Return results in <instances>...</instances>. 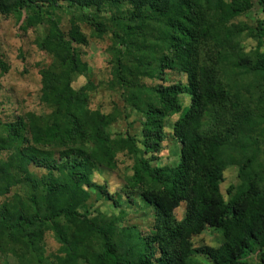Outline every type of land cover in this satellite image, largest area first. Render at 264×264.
I'll use <instances>...</instances> for the list:
<instances>
[{
  "label": "trees",
  "instance_id": "trees-1",
  "mask_svg": "<svg viewBox=\"0 0 264 264\" xmlns=\"http://www.w3.org/2000/svg\"><path fill=\"white\" fill-rule=\"evenodd\" d=\"M249 9V0H0L1 14L31 13L48 25L38 46L54 61L42 75L49 114L0 119V252L14 243L33 264H51L42 247L49 231L59 264H264V44L244 54L241 30L229 25ZM80 23L96 37L110 34L111 85L143 119L136 136L108 135L114 115L88 110L91 82L71 88L89 71ZM171 74L186 84L165 85ZM172 115L178 163L160 167L154 155ZM122 154L131 176L114 198L92 175L114 171ZM232 166L240 183L224 201L219 185ZM93 194L115 209L139 201L152 217L148 233L122 227L121 211L90 216ZM206 229L219 231L221 244L193 249Z\"/></svg>",
  "mask_w": 264,
  "mask_h": 264
},
{
  "label": "rangeland",
  "instance_id": "rangeland-1",
  "mask_svg": "<svg viewBox=\"0 0 264 264\" xmlns=\"http://www.w3.org/2000/svg\"><path fill=\"white\" fill-rule=\"evenodd\" d=\"M228 1V0H226ZM250 9L243 15L236 18L230 26H237L241 30L238 43L244 54H249L257 50L260 43L264 44V0H249ZM126 12V9H124ZM123 11V12H124ZM91 12H89L90 14ZM56 16L61 20L62 31L66 34L70 29V15L57 12ZM33 14L10 13L3 15L0 13V119L2 121L12 120L15 116L24 118L49 114L41 102V88L43 72L52 65L53 58L46 51L39 48V43L44 39L48 25H37L32 20ZM30 18V19H29ZM108 19L109 16H104ZM32 20V22H30ZM232 27V29H234ZM79 29L87 40L86 46L77 47L82 54L83 61L88 66L86 76H73L71 88L74 91L86 86L88 82L92 84V92L89 93L88 110L98 112L101 115H114L113 123L108 127L107 133L114 139L126 137V135L136 136L140 133L142 117L124 105L121 97V90L112 88L111 67L109 62L111 54L109 49L112 46L110 34L102 37L94 36V29L89 25L80 23ZM263 34L262 36H260ZM4 65V70L1 67ZM88 76V77H87ZM167 84L181 82L186 84L187 78L176 74L166 76ZM147 86L162 84L158 81L143 80ZM183 101V100H182ZM184 108L188 104L186 98L183 103ZM177 115L170 116L166 121L164 129V141L161 150L154 155L156 159L154 165L160 167H172L178 163V145L172 140V126L177 120ZM3 158L0 155V159ZM116 169L107 171L100 169L92 175V182L102 188L114 198L122 195L124 178L131 176L132 160L127 155H118L116 158ZM39 176L43 172H36ZM223 181L219 185V192L224 201H228L234 189L239 185L237 178V168L235 166L225 169L222 174ZM19 194V192H18ZM93 194L89 202L90 216L98 213L108 217L117 215L119 211L124 213L121 222L122 227H136L143 235H146L152 225V217L143 205L137 201L136 206H125L113 208L110 202L101 198L95 202ZM125 199V197L123 198ZM4 198H0L2 202ZM185 205L181 204L175 211L176 221H181L184 216ZM147 212V214H146ZM222 242L219 231L206 229L200 236L191 239L193 249L210 247L216 249ZM45 257H49L51 264H59L54 257L63 258L59 252V245L53 238V234L46 231L42 242ZM51 257V258H50ZM204 262L203 258H199ZM0 264H33V261L26 255L23 249H18L14 243H5L0 252ZM78 264H84L79 261Z\"/></svg>",
  "mask_w": 264,
  "mask_h": 264
}]
</instances>
